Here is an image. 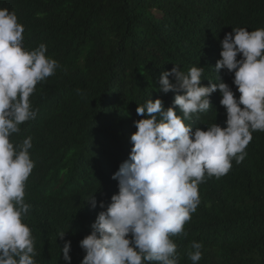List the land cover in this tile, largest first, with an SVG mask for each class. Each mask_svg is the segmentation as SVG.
<instances>
[{
	"label": "trees",
	"instance_id": "obj_1",
	"mask_svg": "<svg viewBox=\"0 0 264 264\" xmlns=\"http://www.w3.org/2000/svg\"><path fill=\"white\" fill-rule=\"evenodd\" d=\"M2 8L23 25L24 47L45 44L59 65L30 97L36 118L10 137L14 145L32 137L24 223L34 259L65 264L61 250L70 241L71 264H81L79 242L118 193L112 176L130 155L134 122L144 118L137 106L149 99L172 106L179 93L160 92L159 78L175 65L185 73L204 68L202 86L219 83V76L239 99L234 73L215 72L220 41L232 28H264V0H0ZM221 98L213 93L212 108L186 121L193 131L226 126ZM252 136L241 163L233 159L228 173L206 176L198 186L201 203L186 235L171 237L179 264H193L192 241L203 245L198 264H264V132ZM92 195L95 209L87 201Z\"/></svg>",
	"mask_w": 264,
	"mask_h": 264
},
{
	"label": "clouds",
	"instance_id": "obj_2",
	"mask_svg": "<svg viewBox=\"0 0 264 264\" xmlns=\"http://www.w3.org/2000/svg\"><path fill=\"white\" fill-rule=\"evenodd\" d=\"M23 33L16 13L0 9V264H36L34 237L24 223L30 211L25 187L35 167L29 152L32 137L15 145L10 137L36 118L30 97L59 67L46 55L45 44L26 49ZM220 44L215 72L234 73L239 99L218 75L219 83L202 86V67L185 73L175 65L161 73L159 91L179 94L167 109L161 99L137 106V115L144 118L134 122L130 155L112 176L118 193L79 242L86 253L81 264H179L171 237L186 235L184 226L201 203L198 186L206 176L228 173L233 159L241 163L252 133L264 132V28H232ZM217 91L226 126L213 123L206 131H193L186 121L211 109L209 97ZM87 201L97 207L94 195ZM99 207L105 209L104 203ZM64 236L59 234L60 239ZM202 247L191 242L188 257L193 264L201 260ZM61 251L65 264H71V242L65 241Z\"/></svg>",
	"mask_w": 264,
	"mask_h": 264
}]
</instances>
